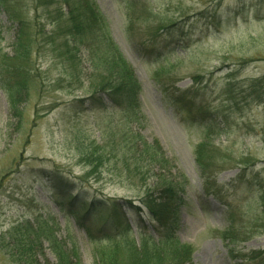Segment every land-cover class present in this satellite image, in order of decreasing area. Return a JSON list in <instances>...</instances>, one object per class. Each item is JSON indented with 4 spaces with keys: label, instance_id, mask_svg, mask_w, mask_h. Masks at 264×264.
<instances>
[{
    "label": "rangeland",
    "instance_id": "obj_1",
    "mask_svg": "<svg viewBox=\"0 0 264 264\" xmlns=\"http://www.w3.org/2000/svg\"><path fill=\"white\" fill-rule=\"evenodd\" d=\"M93 1L141 84L133 117L109 101L91 109L86 40L79 49L32 0L16 8L37 17L46 36L56 32L58 50L41 42L32 47L28 75L21 70L29 83L20 86L23 94L12 110L2 78L16 50L18 24L0 0V264H25L15 241H31L45 225L78 257L74 262L97 264V251L105 244L91 241L78 226L76 218L85 214L81 201L86 199L94 212L80 222L99 237L103 222L97 206L107 199L140 206L146 193L157 190L158 174L185 188L173 236L191 248L187 264H237L242 256L264 251L256 204L264 184V88L258 89L259 100L250 90L252 81L264 76V0ZM153 38L161 50L149 55L146 42ZM73 49L76 61L61 56ZM183 92L209 114L183 110L177 102ZM206 140L220 148L214 175L219 197L203 192L196 153ZM145 142L155 145V162L145 160ZM125 148L144 155V161L129 160L126 166L132 155ZM54 181L70 194L69 201L59 196ZM123 212L137 243L152 238L157 244L170 234L147 213L141 222L145 230L134 224V213ZM231 225L249 239L237 246L225 243L221 233ZM40 246L35 245L34 260L56 264L48 243Z\"/></svg>",
    "mask_w": 264,
    "mask_h": 264
},
{
    "label": "trees",
    "instance_id": "obj_2",
    "mask_svg": "<svg viewBox=\"0 0 264 264\" xmlns=\"http://www.w3.org/2000/svg\"><path fill=\"white\" fill-rule=\"evenodd\" d=\"M21 1L1 0L2 5L7 6L8 9L3 7L10 14L12 20L18 24L16 50L13 52V56L8 58L12 63H9L10 65L6 64L7 74L2 78V87L10 96L12 110L17 109V104L22 97L23 93H20L22 90L20 86L29 83L26 79L27 77L24 78L21 75V70L25 71L26 76L28 75V69L26 68L31 57L32 47H38L37 44L41 42V45L47 46L52 52H55V49H57L56 39L58 38L56 32H52L46 36L45 26L38 22L37 17L30 19L25 9L21 7L17 9L16 7ZM32 1L35 4V9H43L45 11L46 20L50 25L57 27L59 33L63 29L67 31L72 42L78 44L77 47L79 49L83 45V39L86 40L87 62H89L91 70V74L89 75L90 80L88 81L90 94L89 98H86V103L90 105L91 109L104 108L106 106L105 102L109 101L112 105L123 109L128 114V117H133L140 106L141 84L136 78L132 65L113 43L107 23L99 13L94 1ZM158 36L160 37V35ZM80 42L82 43L79 44ZM146 44L148 45H146L145 50L149 52V55H155L156 51L161 50L159 47L160 42L154 38L151 43L146 42ZM65 45L67 47L66 42ZM75 50L77 51V49ZM73 52L74 49L73 51L68 50L60 54L67 61L73 62L75 60ZM4 57H8V55ZM16 60L20 61V66L15 63ZM196 79L202 78L197 77ZM260 88H264V76L254 79L250 84V90L253 92L252 96L257 97V100L263 98L258 91ZM185 95H187V92L181 93L177 98V102L181 104L183 110L186 107L189 114L195 111L197 114L202 113L203 117L209 114V112L206 113L192 102H188ZM204 124H206L205 119ZM210 127L211 125H207L208 139L210 138ZM145 146L147 147L146 159L144 155L136 153L134 150L124 149L128 154L132 155L131 158L125 160L126 166H129V160L140 159L144 161L145 159L147 161H156L152 157L157 154V151H154L156 149L155 145H149L145 142ZM218 153H220V148L213 145L210 140H206V142L200 144L196 153V161L200 167L203 181V192L215 197H219L220 195L216 181H214L215 170L218 167L216 164V161L219 159ZM226 159L224 156V160ZM87 162L92 167V170L97 172V165L89 159H87ZM135 170L139 172L140 168L137 166ZM128 173L132 174V171L128 170ZM161 175L164 174H158L156 177L158 182L155 185V189L157 190L146 193L144 198L140 200V206L135 205L132 201L120 203L115 199H107L99 204L97 206V215L100 217L99 221L103 222L102 227L98 231L99 237L93 234V230L90 227L80 222L81 219H86V217L94 212V208L91 207L86 199H84V202L81 201V208L85 211V214L82 218H76L78 226L88 235L91 241L104 242L105 244V246L100 247L97 251V264H187L191 262V255L193 253L191 248L180 244L173 236V232L178 224L177 218L180 215V194L185 188H182L180 184L173 181H164L165 176ZM54 184L60 191L59 196L69 201L70 194H66L59 187L57 181H54ZM256 204L260 221L264 223V184L258 190ZM126 209L137 216L134 224L138 225L140 229L146 230V228L141 226V222L143 214L147 213L152 221L156 222L160 228L168 231L170 234L157 244L152 238H145L137 243L133 238V228L129 223L126 213L123 212ZM52 229L50 230L48 225L44 227L39 226L37 234L33 235L31 241L29 239L24 240L25 242L16 240L14 247L16 248L19 261L25 264H40L37 259L34 260V256H37L34 254L35 245L42 246L48 243V249L56 257V264H79L78 261L74 262L78 257H73L70 253L72 250L68 251L61 245L55 236V231ZM221 237L225 243H229L228 245L237 246L248 240L250 235L246 231L238 230L231 225L221 233ZM237 264H264V251H253L248 256H242Z\"/></svg>",
    "mask_w": 264,
    "mask_h": 264
}]
</instances>
